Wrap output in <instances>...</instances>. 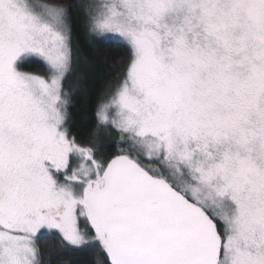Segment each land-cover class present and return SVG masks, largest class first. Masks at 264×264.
Listing matches in <instances>:
<instances>
[{
	"label": "snow or ice",
	"instance_id": "6c2138e0",
	"mask_svg": "<svg viewBox=\"0 0 264 264\" xmlns=\"http://www.w3.org/2000/svg\"><path fill=\"white\" fill-rule=\"evenodd\" d=\"M0 264H264V0H0Z\"/></svg>",
	"mask_w": 264,
	"mask_h": 264
},
{
	"label": "trees",
	"instance_id": "16d2710c",
	"mask_svg": "<svg viewBox=\"0 0 264 264\" xmlns=\"http://www.w3.org/2000/svg\"><path fill=\"white\" fill-rule=\"evenodd\" d=\"M75 43L81 48L80 68L78 74L82 83L77 85L76 78L73 79V86L79 87L81 91L78 93L73 108L74 119L72 131L76 135H86L91 125L85 127L84 118L90 114L95 106L96 93L101 85L113 75L109 64L114 55L108 51L104 45H93L95 51L88 47L90 41L84 33H78L75 37ZM109 63L106 64L105 61Z\"/></svg>",
	"mask_w": 264,
	"mask_h": 264
}]
</instances>
